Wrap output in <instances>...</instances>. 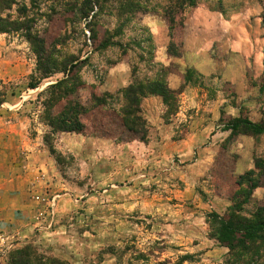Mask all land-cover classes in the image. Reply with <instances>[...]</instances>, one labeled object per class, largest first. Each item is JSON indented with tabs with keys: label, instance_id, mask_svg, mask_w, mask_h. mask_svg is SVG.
<instances>
[{
	"label": "rangeland",
	"instance_id": "1",
	"mask_svg": "<svg viewBox=\"0 0 264 264\" xmlns=\"http://www.w3.org/2000/svg\"><path fill=\"white\" fill-rule=\"evenodd\" d=\"M37 4L38 38L0 34V264L25 248L43 264H264L263 246L215 241L210 218L264 209V0ZM41 52L73 61L82 105L110 96L108 116L127 87L160 86L140 102L146 139L102 136L92 114L52 132L38 95L65 77L29 89Z\"/></svg>",
	"mask_w": 264,
	"mask_h": 264
},
{
	"label": "trees",
	"instance_id": "2",
	"mask_svg": "<svg viewBox=\"0 0 264 264\" xmlns=\"http://www.w3.org/2000/svg\"><path fill=\"white\" fill-rule=\"evenodd\" d=\"M38 1L22 0L19 4L17 0H0V34H18L26 40H31L34 36L38 38V32L35 28L36 20L33 15H26V13L30 14L31 10L38 9ZM13 7L18 8L14 13L19 17L13 18ZM43 54L41 52L37 55L38 67L36 68L39 81L32 82L29 89H37L42 80L55 74H62L65 77V79L48 86L38 95V98L45 96L42 105L46 112L43 117L52 132L83 133L87 129L82 119L86 118L88 114H92L93 121L94 118L100 117L98 121H95L93 128L102 136H109V132H114L113 134L118 136L120 141L132 138L139 141L146 139L144 121L140 115V102L146 95L162 97V95H159L160 91L154 90L156 88L160 89V86L153 84L148 87L150 91L147 94L142 92L141 87L138 88L133 85L127 87L120 94L123 101L120 111H118V114L112 112L108 116V114H104V110L99 109L106 106L107 98L110 96H93L91 104L82 105L77 97L78 86L75 85L74 79L71 77L72 69L75 68L72 65L73 61L68 65L66 63L59 64L56 59L51 58V54L42 58ZM153 86L154 88H152ZM164 87L172 93L168 87ZM4 98V94L0 92V105L4 103ZM238 123L240 124V121ZM247 125L251 126L249 123ZM254 128V132L264 135V126H254ZM51 136V133L48 134L44 140L49 146V150L52 149L50 146ZM210 218L215 226L212 238L226 247L230 253L236 250H247L248 245L258 244V246L264 247V209L262 207L257 209L251 219H236L235 217L230 219L231 217H219L213 214L210 215ZM11 258V264H43L38 261L31 248L15 251L11 254Z\"/></svg>",
	"mask_w": 264,
	"mask_h": 264
},
{
	"label": "crops",
	"instance_id": "3",
	"mask_svg": "<svg viewBox=\"0 0 264 264\" xmlns=\"http://www.w3.org/2000/svg\"><path fill=\"white\" fill-rule=\"evenodd\" d=\"M194 70H196L199 74L198 75H201V76H209L210 74H212L213 72V69L210 65V63L205 60V62H203L202 64L199 65V67L197 68H193ZM228 73V71H227ZM229 74V73H228Z\"/></svg>",
	"mask_w": 264,
	"mask_h": 264
}]
</instances>
